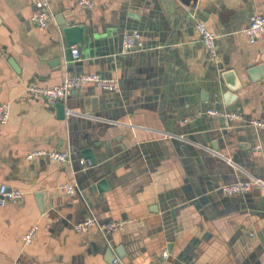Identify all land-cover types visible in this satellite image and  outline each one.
<instances>
[{
  "label": "crops",
  "instance_id": "1",
  "mask_svg": "<svg viewBox=\"0 0 264 264\" xmlns=\"http://www.w3.org/2000/svg\"><path fill=\"white\" fill-rule=\"evenodd\" d=\"M93 1L86 10L76 0H0V103L10 107L0 125V183L24 192L19 203L0 206V264H109L112 256L119 264H155L165 250V264H264V189L243 196L221 189L264 182V131L248 124L264 121V45L244 33L264 14V0ZM44 2L53 20L41 29L34 17ZM64 21L86 28L88 45L72 46L79 61H67ZM196 21L217 37L214 60ZM133 31L144 50L125 53L123 35ZM230 71L235 91L223 80ZM66 73L116 79L120 89L75 91L62 121L56 105L28 98L26 87L58 86ZM219 82L220 105L243 119L224 128L198 116L201 93L212 97ZM226 92L235 96L231 106ZM89 148L99 165L76 171ZM38 150L76 157L70 165L28 159ZM101 179L106 191L93 190ZM68 184L83 190L68 195ZM92 215L125 227L77 234L75 225ZM33 226L39 233L25 245Z\"/></svg>",
  "mask_w": 264,
  "mask_h": 264
},
{
  "label": "built area",
  "instance_id": "2",
  "mask_svg": "<svg viewBox=\"0 0 264 264\" xmlns=\"http://www.w3.org/2000/svg\"><path fill=\"white\" fill-rule=\"evenodd\" d=\"M77 5L86 10H92L95 7L93 0H76ZM43 10L35 17V23L41 28L45 29L53 20V14L48 2H44ZM195 29L199 33L204 46L207 49L209 57L215 59L216 54V35L208 28L207 24L201 21H196ZM244 33L249 38L251 44H256L261 41L264 45V14L254 17ZM144 50V43L142 36L138 31L127 32L123 35V51L125 53L137 52ZM72 61H79L81 52L78 48L71 49ZM5 52L0 49V60L5 58ZM88 85L98 87L104 92L115 93L120 89V83L116 79H107L99 76L98 74H73L66 73L60 85L54 87H40L36 85H28L26 87V94L31 99H42L55 106L59 102H66L71 95L78 90L83 89ZM199 117L220 118L223 117L227 121L243 120L238 113L228 112L221 109H208L204 112L198 113ZM10 118V107L6 103H0V125L4 126L8 123ZM257 131H264V121L251 120L248 122ZM262 148V147H259ZM36 157L49 158L52 161L70 165L73 163V154L70 151L60 150H38L31 153L28 159L32 160ZM81 164L85 165V161L81 160ZM259 187L264 189V182L259 179L242 180L236 183L224 185L221 189L228 196H243L252 191L254 188ZM68 195H75L78 187L74 184H68L63 187ZM24 198V192L18 188L9 187L6 184L0 183V206L5 207L9 204H17ZM125 227L124 221H111L102 223L94 215L88 217L84 221L75 225L77 234L84 235L91 229H97L102 235L107 236L114 232H118ZM39 233V227H31L23 237L25 245H30L34 242ZM170 255L165 250L156 260L155 264H165ZM117 259L113 264H119Z\"/></svg>",
  "mask_w": 264,
  "mask_h": 264
},
{
  "label": "water",
  "instance_id": "3",
  "mask_svg": "<svg viewBox=\"0 0 264 264\" xmlns=\"http://www.w3.org/2000/svg\"><path fill=\"white\" fill-rule=\"evenodd\" d=\"M60 25L62 27H64V35H65V38H66V44H67V51H66V55H67V61H72V54H71V48L72 46H75V45H81L84 44L87 42V32H86V28L83 27V26H68V23H66L65 21L62 23L60 22ZM88 45V42L86 43ZM10 65L15 69L17 70V66L16 64L14 63L13 60H10ZM255 73V72H254ZM233 77V73H227V74H224L223 75V80H224V83H226L227 87L231 90V91H235L237 88H238V85L235 83H232L231 82V78ZM210 91L212 92V97L209 98L208 96V93L207 92H202L201 93V96H200V101H201V104H200V107H199V111L200 110H203L201 112H204L208 109V107H205V104L210 102V103H216V107L213 108V109H221V110H226L228 112H232V113H235V111H232V110H228V109H225L224 105H220V101H219V97H220V93H222V86H220V82L219 84H215L214 86L210 87ZM224 100H225V106H231L233 101L235 100V96L232 95L231 93H225V96H224ZM92 111L95 112L97 111L98 109V102H99V99L94 97L92 98ZM56 109H57V116H58V119L59 120H67V107L66 105L64 104V102H59L57 103L56 105ZM218 120L220 121V125L222 128H224L226 125H232V122L234 121H227L225 118L223 117H220L218 118ZM221 135H223V133H221ZM214 150L218 151L219 149L217 148V146L215 147L214 146ZM72 152V151H71ZM74 152H72L73 154ZM76 155L75 153L73 154V158H75ZM80 158L85 161L86 164H88L87 162H90L91 163V167H97L99 165V161L97 159V157L94 155L93 153V150L92 149H83L81 150V156ZM80 164H81V161H80ZM85 164V165H86ZM85 165L82 167V169H78L76 171L78 172H81V171H84V173H87V169L85 167ZM86 175V174H85ZM79 185V189L78 191H82L83 189L81 188L80 184ZM107 179H101V181H99L96 185H92V189H97L101 192L106 191V188H107ZM39 197V196H38ZM112 261L109 263V264H113L114 260H115V257L112 256Z\"/></svg>",
  "mask_w": 264,
  "mask_h": 264
}]
</instances>
